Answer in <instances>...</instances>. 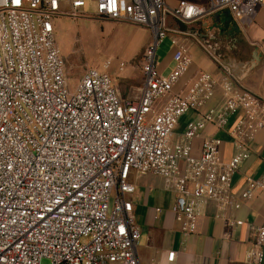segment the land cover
Here are the masks:
<instances>
[{"label":"built area","instance_id":"2783aa9c","mask_svg":"<svg viewBox=\"0 0 264 264\" xmlns=\"http://www.w3.org/2000/svg\"><path fill=\"white\" fill-rule=\"evenodd\" d=\"M89 1L94 17L152 33L139 100L121 99L112 61L108 71H86L71 89L55 22L85 16L87 0H0V264H140L133 173L164 180L185 237L196 234L208 204L221 212L241 209L233 178L264 130V98L241 88L231 66L195 33L169 28L168 19L193 25L229 12L241 27L254 22L264 0H207V8L187 1L176 8L165 0ZM169 36L175 68L165 75L158 50ZM194 38L222 77L200 71L180 86L194 63L188 47ZM189 114L194 119L176 137ZM210 129L229 134L230 161L222 158L224 141ZM260 192L264 176L249 178L240 200ZM175 258L172 252L168 261ZM246 261L264 264V220Z\"/></svg>","mask_w":264,"mask_h":264},{"label":"crops","instance_id":"0c3cea01","mask_svg":"<svg viewBox=\"0 0 264 264\" xmlns=\"http://www.w3.org/2000/svg\"><path fill=\"white\" fill-rule=\"evenodd\" d=\"M183 1L207 8V2ZM176 3L172 0V4L166 2V5L176 8L179 5ZM196 24L195 27L185 28L183 31L195 33L200 42L207 45L210 50L212 48L209 46V41L205 39L222 31L227 43L221 53L215 54L234 69L241 88L264 98V6L260 8L250 25L239 27L234 23L229 12L205 18ZM188 47L194 57V63L180 86L186 85L200 71L208 72L217 78L222 77L218 66L208 55L205 47L197 43L196 38L188 40ZM173 56L172 52L166 64H161L162 70H167L168 66L174 63ZM114 84L122 100L136 101L141 96L143 76L141 80H134L127 87L117 82ZM192 119L194 115L189 114L180 120L176 137L184 133L187 123ZM236 123L237 119H232L228 131L233 130ZM209 132L224 141L222 158L226 162L230 161L235 149L229 134L216 133L212 129ZM201 145V140L195 142L196 154L200 153ZM262 176H264V130L256 136L251 145L250 158L233 178L232 193L241 203V209L221 212L217 204L210 203L206 207L205 216L199 220L196 234L185 237L181 234L180 224L171 212L175 195L166 189L164 180L153 175L139 176L133 173L130 181L135 185L136 191L130 200L134 205L135 222L141 236L138 246L139 263L249 264L246 261V254L253 245L254 232L264 220V193H257L251 201L240 200V195L245 191L249 178L259 179ZM159 208L163 210L161 215L156 213ZM226 220L240 221L243 224L231 226ZM172 252L176 253V258L170 263L168 257Z\"/></svg>","mask_w":264,"mask_h":264},{"label":"rangeland","instance_id":"374dc122","mask_svg":"<svg viewBox=\"0 0 264 264\" xmlns=\"http://www.w3.org/2000/svg\"><path fill=\"white\" fill-rule=\"evenodd\" d=\"M174 1L177 5L183 0ZM198 1L207 2V0ZM166 2L172 4V0H166ZM85 14L81 18L67 17L55 22L56 37L71 89L75 90L78 87L86 71L94 69L105 72L108 61H112L109 71L113 75L114 82L119 85L127 87L134 80H141L142 58L152 43V33L129 23L111 22L94 17L96 8L89 0H87ZM196 25H183L172 17L168 19V26L171 29L183 31L185 28H193ZM205 41H209L213 53H221L227 43L222 31L216 32ZM172 52V37L169 36L159 47V64H166ZM121 63L125 64L123 69L119 67ZM174 68V63L170 64L165 75ZM44 264L48 262L45 261Z\"/></svg>","mask_w":264,"mask_h":264}]
</instances>
